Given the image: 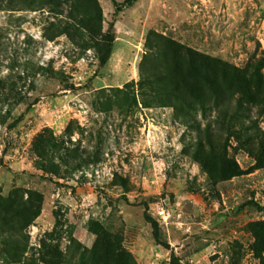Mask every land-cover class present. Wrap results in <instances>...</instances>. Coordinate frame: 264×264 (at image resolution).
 Here are the masks:
<instances>
[{
    "label": "rangeland",
    "instance_id": "rangeland-1",
    "mask_svg": "<svg viewBox=\"0 0 264 264\" xmlns=\"http://www.w3.org/2000/svg\"><path fill=\"white\" fill-rule=\"evenodd\" d=\"M122 1L0 0V264H264V0Z\"/></svg>",
    "mask_w": 264,
    "mask_h": 264
},
{
    "label": "trees",
    "instance_id": "trees-1",
    "mask_svg": "<svg viewBox=\"0 0 264 264\" xmlns=\"http://www.w3.org/2000/svg\"><path fill=\"white\" fill-rule=\"evenodd\" d=\"M135 1H137V0H123L121 3H115L114 2V5L117 8L116 11L121 10L123 7H129V6H131ZM110 42H112V39L110 40ZM110 46L111 45H109V47L107 48L106 54L100 56V59H101V62L102 63L106 62V60H107V57H108V55L110 53ZM260 224H264V223L261 222Z\"/></svg>",
    "mask_w": 264,
    "mask_h": 264
}]
</instances>
